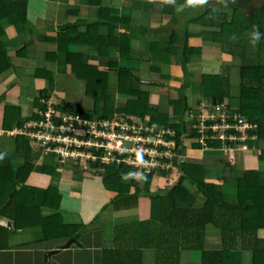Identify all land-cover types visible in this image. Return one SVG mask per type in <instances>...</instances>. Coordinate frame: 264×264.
<instances>
[{"label":"trees","instance_id":"1","mask_svg":"<svg viewBox=\"0 0 264 264\" xmlns=\"http://www.w3.org/2000/svg\"><path fill=\"white\" fill-rule=\"evenodd\" d=\"M124 1L134 3L145 0ZM170 1L181 11L168 17L169 22L163 25L170 29L162 35L148 26L135 25L133 20L111 17L112 9L108 7L110 2L106 3V0H87L86 11L94 16L95 21L88 23L77 19L58 27L56 36L49 43L54 45L53 50H47L45 55L47 63L53 62L59 55L64 57L68 73L81 85L80 81L84 83V95L92 100V104L86 109L79 104L65 101L59 96V92L54 91V81L50 73L35 71L33 75L39 78L36 80L45 81L46 85L39 90L38 98L32 102V121H39L40 113L46 111L49 102L54 111L52 124L53 133L56 135L64 134L71 139L75 138V135L66 129L61 133L58 128L62 125L66 128L79 127V120L97 125L112 120L125 121L128 124L133 121L138 123L140 120L150 127L168 128L173 132L177 155L181 158L187 148L186 141L191 142L192 151L199 154L214 151L216 154L222 152V144L218 140L210 139L212 133L209 126L219 114H233L229 106L231 78L205 72L193 73L188 70V66L192 59L203 58L211 62L227 56L232 62L229 68L231 74L236 72L239 83V95L237 101L235 99L237 105L233 111L256 126V130L251 129L247 137L256 136L257 144H264V36L255 47L250 44L248 37L253 26L264 33V0H206L203 5L189 4L188 0ZM14 8L15 19L12 20ZM77 12V5L67 9L71 17H76ZM135 15L136 12L132 14L133 17ZM132 16L129 15V18ZM26 17L27 0H0V22L9 23L3 31L0 29V35L6 38L0 40V75L10 68V58L2 44L6 40L10 41L8 29L13 26L17 38L25 30ZM162 19L163 15L161 23ZM145 44L147 53L145 57L140 58ZM72 48H75V51H72ZM24 50L22 47L15 55ZM91 58L103 65L90 64ZM171 59L175 60L172 65ZM133 64L138 68H131ZM176 73L181 75L183 82L174 89L170 88L164 98L154 96L153 90L158 86L160 77ZM193 82L199 83L204 98L201 97L206 98L208 103L201 105L202 101H198L194 106L188 104ZM211 89L216 90V95L205 97ZM50 97L53 99L50 100ZM115 98L122 103V108H112ZM152 99H155V104ZM159 103L171 107L173 114L169 116L167 112L162 111ZM216 106L218 109L215 111ZM201 114L205 116L203 121ZM201 122L205 126L202 133L194 127ZM22 123L20 109L17 107L15 122L6 128L11 129L15 125L19 131ZM187 123L195 124L190 128V132L187 131ZM8 139L10 138H4L5 142ZM86 139L87 137L83 140ZM10 140V143H13V152L22 155L23 164L13 167L10 161H0V221L7 220V226L0 227V250L7 248L8 230H25L31 226H38L42 240L79 239L95 227L93 223L96 224L108 211L112 220L102 228L111 237H105V240L114 244L103 250L101 264H143L144 250L138 246V218L135 216V210L140 198L151 197V175L140 177V174L136 173L132 176L133 170L122 164L104 165L99 160L88 162L86 168L80 163L73 165L71 160L59 165V157L54 162L44 161L39 170L34 171L40 176L49 175L50 179L46 182L37 181V184L30 186L28 180L33 173L35 162L32 157L37 159L40 151L36 150L34 153L31 141L29 143L22 136H15ZM94 154H100L99 150ZM209 157L203 155V163L198 165H190L191 163L184 161L179 164L176 159L174 166L177 170L164 175L168 177L173 174L176 180L178 176L177 183L159 194L160 196L149 199L151 203L158 201L159 207L157 221L149 220L145 224L147 228L144 248L153 252L154 264H186L191 260L185 261L184 257L186 254L190 256L191 252L199 254L200 264H220L224 253L235 250V240L230 236H256L255 228L244 233L238 230L228 234V231L232 223L245 222L249 212L257 214V210H260L258 215L262 216V204L258 207L256 202L264 196V176L254 169L243 170L241 178L235 183V201H229L219 184L206 182L204 173L210 162ZM256 158L258 162H264V150ZM71 164L73 167L69 168ZM64 171L68 176L59 177L58 172ZM61 178H64L68 186L77 183V188L84 181L96 178L109 194L108 201L96 213L92 223L67 225L61 215L57 217L55 214V217H52L54 212L62 213L61 208L64 206V196L57 189ZM164 180L168 184V179ZM77 193L79 192L73 190L66 196L77 197ZM199 197L202 203L197 205ZM48 209L53 211L52 215L48 214ZM65 214L70 215L73 212L64 207L62 215ZM34 219L36 223L32 222ZM209 226L219 234V250L208 246L211 241L206 240V235L209 234H206V228ZM253 240L250 247L252 264H264V261L260 260L261 254L264 256V249H259L254 244L259 240ZM240 250L249 249L243 245Z\"/></svg>","mask_w":264,"mask_h":264},{"label":"crops","instance_id":"2","mask_svg":"<svg viewBox=\"0 0 264 264\" xmlns=\"http://www.w3.org/2000/svg\"><path fill=\"white\" fill-rule=\"evenodd\" d=\"M14 1V0H7ZM110 2V3H109ZM87 0H27V25L25 27L24 32L15 38V28L11 26L8 29V33L10 41L2 43L4 48L7 51V54L10 58V68L6 70L3 74L0 75V161L6 162L10 161L13 167H18L23 164L22 155L19 153L13 152V143L11 142V138L5 142L4 133L16 130L17 127L11 129H7L6 126L11 125L15 122V108L19 107L21 118L23 120L22 126L19 129V134L24 133L27 130V125H33L35 122L32 121L34 108L32 107V102L34 99H37L39 96V90L46 85L45 81L36 80L39 78H35L33 75L35 71H47L51 75V79L54 81V91L57 93L59 91V96L64 98L67 102H73L81 105V107L89 109L90 106L84 107L80 102H78V97H76L74 92V85H79L77 80H75L73 75L69 74L64 63V57L62 55L57 56L53 62L47 63L45 53L47 50H53V44H49L52 39L57 34V28L61 27L67 23L74 22L77 19L85 20L90 23L95 21L93 15L89 14L86 10L88 7ZM106 3H109L108 7L111 10V17L117 16L123 18L124 20L130 19L135 25L139 26H148L153 31L161 32L163 35L165 31L169 30V27H166L163 24L169 22L168 17L173 15L176 12L181 11L178 8H175L170 0H145L143 2H126L124 0H106ZM78 6V12L76 17H71L67 13V9L70 6ZM178 9V10H177ZM130 10V11H129ZM136 12V15L133 17L132 14ZM147 13V14H145ZM129 15L132 18H129ZM163 15V19L161 23V17ZM12 20L15 19V8L13 14L11 15ZM9 25L7 21L0 22V29H3ZM83 28H81L82 30ZM102 31V30H101ZM118 32H120L118 30ZM5 40L6 38L3 35H0V40ZM25 49L19 55H15L16 51L21 49L22 47ZM21 47V48H20ZM75 51V48L71 49ZM77 50V49H76ZM147 53V44L144 45L140 58L145 57ZM15 57H17L15 59ZM92 65L102 66L103 64H99L91 58L89 61ZM121 63V62H120ZM171 65L175 63L174 59L170 61ZM126 64V63H122ZM230 64H232L231 60L227 56H222L220 60L208 62L206 59H192L191 64L188 66V70L193 73H210V74H219L220 76L228 77V72H231L229 68ZM127 65V64H126ZM100 69H104L103 67H99ZM131 68H138L137 65H134ZM236 75V74H235ZM229 78V77H228ZM233 79V78H232ZM229 86L230 93V101L229 106L234 113V109L236 108L235 99L237 101L239 95V83L235 82V91L231 89V82ZM182 77L179 73L176 74H164L160 77L158 86L155 87L154 96L159 95L160 98H164L167 93L170 91V88L166 92H162L160 90V85L170 86L175 88L181 82ZM31 82L35 91L29 93L22 91L23 85ZM156 82V81H155ZM191 89V97L190 104L195 105V102L202 101L201 103H208V100L204 98L202 93V88L198 85L199 83L193 82ZM156 85V84H155ZM172 89V88H171ZM54 92V93H55ZM216 90L211 89L207 91L205 97L215 96ZM23 96V98H22ZM70 96L75 97L73 100L69 98ZM203 96V98L201 97ZM25 98V99H24ZM30 101L29 109L26 108V102ZM113 101V105L116 108H122L123 105L117 98ZM196 99V100H195ZM203 99V100H202ZM153 100V99H152ZM160 104V103H159ZM115 108V109H116ZM160 108L162 111L167 112L169 116L173 114L171 107L162 106L160 104ZM19 121V120H18ZM254 130H256V126L251 122ZM21 129V130H20ZM2 130L4 131L2 133ZM29 130V129H28ZM34 133L26 134L23 138L27 139L30 143L34 144L36 147L38 146L35 141ZM256 136L250 137L247 141V149L246 152H240L234 159V161H230L227 157V151H222L214 154V151H206L202 153H197L190 149L191 142L187 141V148L184 149L183 157L181 158V162H188L190 165H198L203 163V155H208L209 157V165L205 168V179L207 183L219 184L221 186L222 183V191L225 195V198L229 201H235L233 192L235 183L237 179L241 178L242 171L246 168L257 170L262 176H264V162L257 161V155L260 154L264 147H258L259 144L256 142ZM33 146V145H32ZM189 147V149H188ZM213 155V156H211ZM216 155V156H215ZM40 157V156H39ZM39 157L37 159H39ZM35 160L34 162V170L30 179L28 180V184L30 186H34L37 184V181H44L50 179V177L41 176L39 173H35L39 170V166L42 165L43 162L36 161L37 159L32 157ZM68 160H63L59 162L64 163ZM222 161H225L224 165ZM242 163V164H241ZM35 171V172H34ZM59 173V172H58ZM177 176V175H176ZM174 175L170 174L166 179L171 181ZM165 178L163 177H153L152 182L162 183L165 182ZM176 180V179H175ZM173 180V181H175ZM95 181L99 182L96 178ZM95 181H84L83 184H80V187L77 188V183L75 185L68 186V183H65L64 180L59 179L57 189L64 196L63 205L67 208V197L66 195L70 194L71 191H78L77 195L81 199L86 191H92V197L94 198V192L98 191L97 186H101V183L98 184ZM177 180L173 184V186L177 183ZM78 182V181H76ZM89 182V183H88ZM166 184V183H165ZM172 186V187H173ZM264 186V185H263ZM39 187V186H36ZM75 187V188H74ZM168 186L166 185V188ZM43 188H45V183H43ZM152 193V192H151ZM106 195V194H105ZM156 196V195H155ZM155 196L149 197L153 198ZM148 198V199H149ZM255 199V198H254ZM92 199L87 198L84 199L81 204L88 208V204H92L90 202ZM103 205L107 199L101 198ZM157 202V203H156ZM73 204L70 211L75 212L79 202H75ZM141 204L137 202L135 216L138 218V228H137V237H138V246L141 250H144L143 255V264H154L153 252L150 250H145V233L149 220L157 221L158 219V201L150 202L148 208L145 206L141 209ZM68 209V208H67ZM144 212V213H143ZM93 213V212H92ZM85 212L82 214V222L87 224L90 223L88 221L93 222L94 214ZM111 213L107 211L103 220L101 222L93 223L95 226L91 228V230L85 232L79 239H71V240H42L40 229L38 226L35 228L28 227L25 230L18 231H10L8 230V236L6 237L7 248L0 250V264H101L102 263V253L105 248H110L113 246V242L109 240H105L106 238H111L108 236L102 227H105L106 223H110L112 218L110 216ZM104 215V214H103ZM102 215V216H103ZM44 216V215H43ZM64 219L69 223H80L72 214L64 215ZM252 213L246 214V221L242 224L238 223H230V230L228 234L232 231L236 233L238 230H242L250 232L253 230L254 225H249L248 218L252 217ZM102 219V218H101ZM100 219V220H101ZM1 222H7V220H2ZM36 223V219L32 221ZM65 222V223H66ZM135 224V222H133ZM132 223V224H133ZM68 225V223H66ZM100 224V225H99ZM108 225V224H107ZM131 225V224H130ZM92 227V226H91ZM133 226H131L132 228ZM264 227V223L263 226ZM209 233V234H207ZM206 240L208 242L211 241V244L217 245L216 250H219L220 237L215 229L212 227L206 228ZM236 236H230L235 240V244L233 245L235 250L226 252L222 255V262L220 264H252V253L250 247L254 239L264 242V231L256 232V236L251 237L245 236L244 234ZM215 241V243L213 242ZM2 240L0 241L1 244ZM70 243L67 247L66 245ZM256 244V243H254ZM245 245L246 249L249 250H240V248ZM261 248V247H260ZM239 249V250H238ZM264 249V247L262 248ZM184 256H182L183 258ZM181 258V259H182ZM259 258V257H258ZM183 260V259H182ZM185 261L191 260L186 264H200V256L198 253L191 252V255L184 257ZM260 260L264 261V256L260 257ZM262 261V262H263Z\"/></svg>","mask_w":264,"mask_h":264},{"label":"built area","instance_id":"3","mask_svg":"<svg viewBox=\"0 0 264 264\" xmlns=\"http://www.w3.org/2000/svg\"><path fill=\"white\" fill-rule=\"evenodd\" d=\"M217 109L216 106L215 111ZM53 114L54 111L48 102L46 111L40 113L39 121L33 125H27V130L23 133H34L31 137H34L43 153L52 152L60 157L69 155L75 162L83 159L85 164L98 160L104 165L122 164L133 167L144 175L168 173L177 169L174 164L176 159L180 161L181 156L177 155L175 134L167 128H153L140 120L138 123L133 121L131 124L112 120L98 125L79 120V127L66 128L62 125L58 128L61 133L66 129L67 132L75 135V138L71 139L64 134L53 133ZM202 124L204 123L194 126L200 133L205 128ZM96 126L101 129L98 130ZM209 128L212 133L211 140L225 139L227 141V146L222 145V151H228L226 147L230 149L229 146L232 145L246 150L249 140L247 134L253 129V125L238 114L221 113L211 121ZM200 141L202 142V139ZM73 147H83L84 152L74 155ZM98 150L100 154L95 155L94 153ZM78 157L80 159L77 160ZM1 226L6 227L7 222L0 221Z\"/></svg>","mask_w":264,"mask_h":264},{"label":"rangeland","instance_id":"4","mask_svg":"<svg viewBox=\"0 0 264 264\" xmlns=\"http://www.w3.org/2000/svg\"><path fill=\"white\" fill-rule=\"evenodd\" d=\"M235 71V70H234ZM143 74H145V73H141V75H143ZM236 74V72H233V74H231V72H228V77L229 78H233L232 79V82H231V89H232V91H235L236 90V88H235V82L236 83H238V77H237V75H235ZM67 75H70V74H67ZM80 81V80H79ZM81 83H82V85L79 83V85H74V87H73V89H74V92H75V95H76V97H78V102H80L84 107H86V106H89V104H92V100L90 99V98H88L87 96H85L84 95V83L82 82V81H80ZM181 82H183V80H181ZM159 85H160V90L162 91V92H166V91H168V89L169 88H172V89H174L173 87H170L169 85L168 86H163V85H161L160 83H159ZM22 91H24L23 93H25V92H29V93H31V92H33V91H35L34 90V88H33V86H32V84H31V82H29L28 84L26 83L25 85H23V87H22ZM59 92V91H58ZM22 98H23V96H22ZM69 98H71V99H73V100H75L76 98L75 97H73V96H70ZM25 99V98H24ZM53 99V97H50V100H52ZM25 102H26V108H28L29 109V104H30V101H28L27 102V99L25 100ZM155 99H153L152 100V103L153 104H155ZM188 104H190V99H188ZM205 103L203 102V103H201V105H204ZM194 106V105H193ZM113 109H114V106L112 107ZM201 110V108H199V110L198 111H200ZM205 119V116L203 115V114H201V120L203 121ZM195 124H190V123H187V125H186V128H187V131H189L190 132V128H192V126H194ZM198 124H196L195 126H197ZM4 131L2 130V133H3ZM221 142V144L223 145V146H227V144H226V140L225 139H223V140H221L220 141ZM83 144H84V141H83ZM260 146H264V144H259L258 145V147L260 148ZM230 147V149L228 148V147H226V149H228V151H227V154H225V155H227V157H228V159L230 160V161H234V159L236 158V156L238 155V153H240V152H246L248 149H249V146H248V149L247 150H242V148L240 147V146H237V145H232V146H229ZM83 149V151H82V153L84 152V148H82ZM43 157V155H40V157H39V159H37L36 161H38V162H44V161H46L45 159H43L42 158ZM80 157V156H79ZM77 158V160L78 159H80V158ZM72 162H73V165H75L77 162H75V161H73V160H71ZM79 162H80V165L81 166H83L84 168H86V164H85V162H84V160L83 159H80V160H78ZM46 163H48V161H46ZM222 165H223V167H224V165L227 167V165L225 164V161H222ZM73 165L71 164V166L69 165V168H72L73 167ZM124 166H126V165H124ZM126 167H128V168H130V169H132L133 171H137L136 169H134L133 167H130V166H126ZM68 168V169H69ZM61 175H63V177L64 178H66L67 176H68V174H67V172L66 171H64L63 173H61V172H59V177H62ZM49 175H46V176H44L45 178L46 177H48ZM155 176H157V177H163V178H167L166 177V175H164V174H157V175H155ZM41 177V176H40ZM64 178H61L62 180L64 179ZM69 178V177H68ZM176 178H178V176L176 177ZM70 179V178H69ZM78 180L80 179V178H77ZM136 179V178H135ZM84 180H86V179H84ZM126 180L128 181L129 180V178H126ZM173 180H175L174 178L171 180V181H169V179L167 180V182H168V184H165V182L164 181H162V183H156V182H153V183H151V185L149 186V192L151 193V195L152 196H155V197H158V196H160L159 194H162V193H164L166 190H168V189H170V188H172V186H173V184L175 183V181H173ZM87 181V180H86ZM88 181H95V178L93 179V180H88ZM96 182V181H95ZM98 184H100V182H97ZM75 185V184H74ZM166 185L168 186L167 188H166ZM76 186V185H75ZM80 186V185H79ZM78 186V187H79ZM142 186H144V183H142ZM221 186H222V183H221ZM98 187V191H96V192H94V198L92 197V191H86L85 193H84V195L81 197V199H78V195H76L77 197H70V196H68L67 197V201H68V206H67V208H68V210L70 211V209L72 208V206H73V204H76L75 202H79L78 204V206L76 207H74V208H76V210H75V212H73V216L74 217H76L78 220H76L77 222H82V219H81V217H82V214L83 213H85V212H88V213H92V214H96L99 210H100V208L102 207V205H103V202H102V200H101V198H104V199H109V194L103 189V186L101 185V186H97ZM75 188V187H74ZM106 194V195H105ZM87 198H90V199H92L90 202H93L92 204L90 203V204H88L89 206H88V208L87 209H85V207L81 204V202L84 200V199H87ZM150 199V198H149ZM149 199H148V197H143V198H140L139 200H138V202L139 203H142L141 204V209L142 208H144L145 206L148 208V205H149V203H150V201H149ZM196 202V201H195ZM264 196L259 200V201H257L256 203H257V205H258V207H259V205H261L262 204V206L261 207H263V209H264ZM157 203V202H156ZM202 203V199H201V197H199L198 199H197V202H196V204L197 205H200ZM62 205H63V203H62ZM256 205V206H257ZM65 206V205H64ZM64 206L61 208V211H62V213L61 212H58V213H55L54 212V214H53V211H50V209H48L47 211H48V214L49 215H52V217H55V214L57 215V217L59 216V215H61L63 218L65 217L64 215H62L63 214V208H64ZM258 211L260 212V210H257V214L255 213V212H252V217H249L248 218V220H249V222H248V224L249 225H254V228H255V231L257 230V232H259L260 234H261V232H263L264 231V227H262L263 226V223H264V212L262 213V216L261 215H258ZM144 213V212H143ZM105 215V214H104ZM104 215L103 216H101L100 217V219L101 220H98V223L99 222H101L102 220H103V217H104ZM69 222H70V219H69ZM69 222H67V223H69ZM88 222H90V223H92V221L90 220V221H88ZM100 225V224H99ZM253 228V229H254ZM214 243H215V241H213ZM256 245H257V248H259V249H261V248H263L264 247V242H262V241H258L257 243H256ZM208 246H210V247H213V248H217V245H215L214 246V244H211V243H209L208 244ZM261 247V248H260ZM239 250V249H238Z\"/></svg>","mask_w":264,"mask_h":264},{"label":"clouds","instance_id":"5","mask_svg":"<svg viewBox=\"0 0 264 264\" xmlns=\"http://www.w3.org/2000/svg\"><path fill=\"white\" fill-rule=\"evenodd\" d=\"M188 3L189 4L195 3V4H198V5H203V4L206 3V0H188ZM262 36H264V33H261L259 30L256 29L255 26H253L252 29H251V31L248 33V37H249L250 44L253 47H255L257 45V43L261 40V37ZM4 135H6L7 138L13 139L15 136H19V137L22 136L23 137L26 134H23V133L22 134H19V131L16 129V130H13V131L4 133ZM32 145H33L32 147H33L34 153L36 152V150H39L40 151L39 156L40 155H43L42 158L45 159L48 162H54V161H56L60 157V155L55 154V153H52V152L43 153V150H42V148L39 145L37 147L34 144H32ZM77 163L79 164L80 162H77ZM180 163H181V161H179V164ZM173 171H175V170H173ZM136 173L140 174V177L150 176V175H144L140 171H132V174L131 175L134 176ZM160 174H167V173H163L162 172ZM151 176L152 177H155V174H151Z\"/></svg>","mask_w":264,"mask_h":264},{"label":"bare ground","instance_id":"6","mask_svg":"<svg viewBox=\"0 0 264 264\" xmlns=\"http://www.w3.org/2000/svg\"><path fill=\"white\" fill-rule=\"evenodd\" d=\"M82 146V145H81ZM83 147H73L72 149L74 150V155H77L78 153H82ZM63 160H72L71 156L69 155H63L60 157V162H62Z\"/></svg>","mask_w":264,"mask_h":264},{"label":"water","instance_id":"7","mask_svg":"<svg viewBox=\"0 0 264 264\" xmlns=\"http://www.w3.org/2000/svg\"><path fill=\"white\" fill-rule=\"evenodd\" d=\"M70 243H68L67 245H66V247L69 245Z\"/></svg>","mask_w":264,"mask_h":264}]
</instances>
